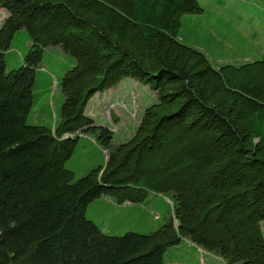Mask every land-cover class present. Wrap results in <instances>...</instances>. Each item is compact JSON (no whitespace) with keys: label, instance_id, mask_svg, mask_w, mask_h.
I'll list each match as a JSON object with an SVG mask.
<instances>
[{"label":"trees","instance_id":"16d2710c","mask_svg":"<svg viewBox=\"0 0 264 264\" xmlns=\"http://www.w3.org/2000/svg\"><path fill=\"white\" fill-rule=\"evenodd\" d=\"M0 9V264H164L169 248L174 264H193L194 253L264 264V55L213 65L184 42L198 0H0ZM124 79L157 102L116 144L85 108ZM54 80L62 103L50 125L34 124ZM79 135L102 158L81 177L66 168ZM105 198L130 206L111 211L119 223L138 210L150 231L105 233L86 213Z\"/></svg>","mask_w":264,"mask_h":264},{"label":"rangeland","instance_id":"374dc122","mask_svg":"<svg viewBox=\"0 0 264 264\" xmlns=\"http://www.w3.org/2000/svg\"><path fill=\"white\" fill-rule=\"evenodd\" d=\"M199 3L200 7L203 9V13L186 17L183 33H186L188 26V34L194 32L196 35L199 32V34H202L205 38H211L213 40V43L209 42L206 47L201 46L213 65H220L229 61L231 63H240L241 60L238 61L236 57L240 56L243 52V50L237 48L239 36L241 35L247 37V39H252L255 43L259 39H262V42H264V0H199ZM4 14L6 15V12L0 9V23L5 17ZM255 16H257L258 20ZM220 18L226 22V25L224 28L218 26V29H216L214 26L216 27L215 24H217V20ZM252 33H255L258 38L256 39L255 36L252 37ZM183 41L190 44L186 40ZM199 43L198 44L201 45V42ZM255 43H252V45L256 46ZM220 53L222 54L221 58H219ZM122 86L125 89H122L121 91H123L125 95H122L120 98L117 97L113 99V101L111 100L112 98L107 101L105 100L108 95L116 93V91ZM118 87L120 88L113 89L106 97L98 100L99 109L97 106L91 107V104L93 106L97 103V100H95L90 102L91 111L88 109L86 111L87 115L90 114V116L93 117L97 125H103L107 122L106 126L112 131L113 140L116 144L125 143L134 135L136 127L142 119L144 110L157 102V96L154 91L148 86L133 79L122 80ZM52 93L55 95L53 98V102L55 103L54 107L55 109H58L62 103L63 95L59 88H56V84L54 85ZM57 98L59 101H57ZM95 158L96 154L90 149H87L85 152L83 149L75 150L71 158L66 162V168L72 170L76 176L84 175L83 173H87L86 171L89 169L87 167L93 160H95ZM97 158L100 159V156L97 155ZM151 198L150 203L154 202L157 207L161 206L158 197L151 196ZM105 200L111 202L108 198H105ZM109 206L115 207L108 203L105 205L100 203L95 205V212H93L94 207H91L88 212V215L93 217L96 221H99L98 223L100 225H105V227L106 223L110 225L109 229H103L106 233L110 232V230L113 231V225L119 222L111 212L115 211V209ZM138 207L142 209V206ZM127 210L128 209H117V212H124ZM139 213L141 214V211L134 210L132 213L134 215L128 217L131 221L124 220L123 222L125 223L122 222L120 224L124 233L125 231H137L139 233L150 231L149 228H146L145 226L140 227L138 225L139 221L143 222V218L138 216ZM154 213L161 216L164 215L160 211ZM104 217H106V220ZM101 219L102 222H100ZM261 228L264 236V221L261 222ZM123 230L119 231L122 232ZM177 258L175 250L169 248L164 254V264H174V261ZM205 260V264H209L207 261L208 258ZM213 261L216 262L217 260L213 259Z\"/></svg>","mask_w":264,"mask_h":264},{"label":"crops","instance_id":"0c3cea01","mask_svg":"<svg viewBox=\"0 0 264 264\" xmlns=\"http://www.w3.org/2000/svg\"><path fill=\"white\" fill-rule=\"evenodd\" d=\"M199 2V0H198ZM200 4V3H199ZM3 12V11H2ZM4 13V12H3ZM5 15V14H4ZM7 15V14H6ZM5 15V17H6ZM4 17V18H5ZM256 19H257V16H255ZM3 18V19H4ZM2 19V21H3ZM185 19L183 20L182 22V27H181V34H180V37L183 39V40H186L188 41L190 44H193L194 46L198 47L199 49H202L201 46H207L209 44V42H212L213 43V40L211 38H205L202 34L200 35L199 32L198 34H194V32H192L191 34H188V26H187V30H186V33L184 34L183 33V29L185 27ZM258 20V19H257ZM1 21V22H2ZM1 24V23H0ZM216 27L214 26V28L218 29V26L219 27H222L224 28V26L226 25V22H224L221 18L217 20V24H215ZM262 31V30H260ZM236 33L238 34V32L236 31ZM234 35V33H233ZM241 35V34H239ZM252 37L255 36V38L257 39L258 37L256 36L255 33H252L251 34ZM259 36V35H258ZM263 40L262 39H259L256 41V43L252 40V39H247V37H244L243 35L239 36V41L237 43V48L239 50H243V52L240 54V56L236 57V59L241 60V62H252V61H255V60H258L260 59L263 55H264V42H262ZM201 42V45H199ZM199 43V44H198ZM252 43H255L256 46L252 45ZM247 49V50H245ZM222 53V52H221ZM219 54L221 58L222 57V54ZM218 58V59H219ZM229 59V58H228ZM220 60V59H219ZM227 62V61H226ZM227 63H231L230 61L227 62ZM233 63H236V62H233ZM47 82V81H46ZM48 83V82H47ZM56 84V81L54 80L52 83H51V90H53L54 88V85ZM119 84L117 86H115L114 88H111V89H108L104 92H101V94L97 93L95 94L87 103L86 105V108H85V114L87 115L86 111L87 109L89 111H91V108H90V102L92 101H95L97 100V103H95V105L92 106L91 104V107H96L99 109V104H98V100H101L102 98L106 97L108 94H110V92L113 90V89H116V88H120L118 87ZM122 89H125L123 86L118 90L116 91V93H113V94H110L108 95L105 100H109L111 99L113 101V99L117 98V97H121L122 95H125V93H123V91H121ZM100 95V96H99ZM119 95V96H118ZM45 98L41 96H39V98L35 101V104L33 106V113H32V116H31V122L34 123V124H38L39 121L42 123V124H45V123H48L49 125L51 124V118L50 116L52 117H55V112H56V109H55V103L53 102H50V104H46V101L44 100ZM62 99V97H61ZM57 101H59V99L57 98ZM90 118L93 119V117L89 115ZM94 120V119H93ZM95 122V120H94ZM96 123V122H95ZM107 124V122L105 124H103L104 126ZM101 125V126H103ZM81 145L83 144V146L80 148V149H83V151L85 152L87 149H90V150H93V149H96L98 150V146L94 143L93 139L91 137H88V136H83L81 137ZM99 151V150H98ZM104 160V159H103ZM102 162V158L101 159H98V158H95V160L92 161V163L87 167L89 169H87L86 172H88L90 169L94 168L96 165L100 164ZM83 174H86V173H83ZM77 176H82V175H77ZM106 203H108L109 205H113L112 202H109L108 200H104L102 201V204L105 205ZM96 204H100V203H94L93 205H90L88 206L87 208V216L92 220L94 221L95 223H98L99 221H96L93 217L89 216L88 215V212H89V209L91 207H94L93 208V212H95V205ZM109 207H112L113 209L117 210L119 208H114L113 206H109ZM130 206H124L122 207L121 209H125V208H129ZM133 209V208H132ZM111 210V209H110ZM104 219L106 220V217H104ZM122 221V220H121ZM100 222H102V219L100 220ZM123 222V221H122ZM99 224V223H98ZM120 224L121 223H115L113 225V231L110 230V232H107L108 234H113V235H117V234H121L122 232H124L123 228L120 227ZM110 225L108 223H106V227L105 225L102 226V230L105 228H108L109 229ZM119 230H123L122 232H120ZM105 232V231H104ZM120 232V233H119ZM106 233V232H105ZM201 252V251H200ZM198 253V252H197ZM202 253V252H201ZM199 255V253H198ZM191 260L193 262V264H205L206 260L205 259H202L199 258V263L196 259V253L193 254V256L191 257ZM204 260V261H203ZM201 261V263H200ZM209 262V264H220V262L217 260L216 262L213 261V258H208L207 260Z\"/></svg>","mask_w":264,"mask_h":264}]
</instances>
